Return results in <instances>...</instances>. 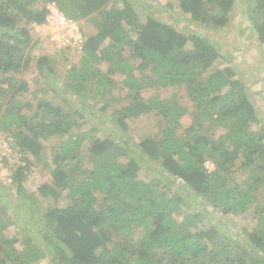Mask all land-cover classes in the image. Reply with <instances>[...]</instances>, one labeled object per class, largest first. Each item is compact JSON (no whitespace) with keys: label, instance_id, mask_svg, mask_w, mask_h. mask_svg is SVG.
I'll return each mask as SVG.
<instances>
[{"label":"trees","instance_id":"trees-1","mask_svg":"<svg viewBox=\"0 0 264 264\" xmlns=\"http://www.w3.org/2000/svg\"><path fill=\"white\" fill-rule=\"evenodd\" d=\"M49 1L84 29L81 60L63 81L84 108L46 91L20 98L34 60L41 75L53 72L32 54L42 40L27 27L46 20ZM236 1L178 0L208 30L229 23ZM246 15L264 44V0H247ZM154 88H185L190 105L179 90L148 96ZM255 102L232 55L204 33L143 17L133 0H0V131L21 154L13 183L26 193L30 165L42 163L49 179L38 190L51 199L36 222L39 240L27 230L18 248L6 231L11 203L0 197V264H264V119ZM93 119L110 124L82 131ZM148 167L155 175L142 178ZM217 213L252 214L254 224L235 237L210 221Z\"/></svg>","mask_w":264,"mask_h":264},{"label":"rangeland","instance_id":"rangeland-1","mask_svg":"<svg viewBox=\"0 0 264 264\" xmlns=\"http://www.w3.org/2000/svg\"><path fill=\"white\" fill-rule=\"evenodd\" d=\"M137 7L139 8L141 15L146 18L147 15L160 18L167 21L168 23H174L177 26L181 25L186 27L187 31H197L204 33L211 40H213L218 47V49L223 54L232 55L233 64L238 69L242 77L246 80L247 84L251 88L253 93L256 105L259 110V115L264 119V44H260L257 36L256 28H251L250 20L247 13V0H237L236 4L231 12V18L229 23L223 27V29L208 30L202 28L199 25H196L190 20L189 14H186L179 6L178 0H133ZM84 23V28L87 30L95 31L94 27L85 20H82ZM24 24H26L24 22ZM33 24H27V27L31 29ZM242 26V30L240 29ZM223 31V32H222ZM37 46L32 50V54L37 58L47 57L49 59L50 65L53 68V72H49L48 69L45 70V76L41 75L39 70L36 68L35 60L32 63L33 68L24 74V77L27 79L30 90L28 92H23L21 99H28L32 96V91H37L38 94L43 91L48 92V96L54 95V100L57 102H63L65 106H74L75 108H82L83 105L79 103V97L77 94H74L71 91L65 95L64 88L65 85L63 81L65 75L71 65L80 62L82 57V51L72 50L70 54L65 57L64 53L55 51L48 41H38ZM107 67H105L106 69ZM118 79H122L123 75L118 74ZM50 83V84H48ZM64 85V86H63ZM57 89L58 92L53 90ZM179 90L180 97L183 98L185 104H189V98L187 97L185 88H161V89H151L147 92V95L154 93H161L162 96H169L172 92ZM64 94V95H63ZM263 95V96H262ZM65 96L67 99L62 101V97ZM84 108V107H83ZM107 117V116H106ZM105 117V118H106ZM106 120V119H105ZM99 121V120H98ZM95 119L83 121L81 130H88L95 125L108 127L110 122H98ZM149 120L144 119L139 126L143 129V125H148ZM183 127L186 128L191 123L190 116H186L183 120ZM155 126V127H154ZM156 129V123L151 124L152 128ZM104 134H102L103 136ZM56 139L52 141H47L45 144V149L43 153L45 155H50L53 153L52 146L55 145ZM49 156V157H50ZM209 168H214V164L210 161L207 162ZM17 165L11 163L1 169L0 177L5 178L11 173V181L1 179L0 181V197L4 196L11 203L8 214L12 219L11 223L7 228V233L17 234L20 238V242L17 244L18 248H23L25 244L23 243L24 238L27 237V230L30 231L33 240H39V233L36 231L35 227L37 221L42 219V215L46 208L49 206L51 199H45L40 194L38 188L47 182L49 179V172L42 163H32L29 167L27 178L25 180V190L26 193L19 194L17 192V185L13 183V173ZM156 171L153 168H145L142 170V178H151L150 175H155ZM150 174V175H149ZM180 181V180H179ZM26 194L34 195L35 202L30 200ZM208 210L212 208L207 205ZM210 216V214H208ZM252 214L244 216H233V215H223L222 213L211 214L210 221L213 223H220L222 229L227 227L232 235L238 237L243 235V228L249 224H254L252 220ZM17 226H16V224ZM209 224V222H208ZM19 230L22 232V235L19 234ZM24 232V235H23ZM39 264H53L50 262L49 258L45 257L38 261Z\"/></svg>","mask_w":264,"mask_h":264},{"label":"built area","instance_id":"built-area-1","mask_svg":"<svg viewBox=\"0 0 264 264\" xmlns=\"http://www.w3.org/2000/svg\"><path fill=\"white\" fill-rule=\"evenodd\" d=\"M32 32L36 38L48 41L57 51L67 48L82 51L86 43L81 22L68 16L55 1L47 2L46 20L34 23ZM14 143L15 138L12 135L0 131V173L1 169L9 163L19 164L18 158L21 154ZM6 175L5 178L0 177V181L1 179L11 181L12 174Z\"/></svg>","mask_w":264,"mask_h":264}]
</instances>
